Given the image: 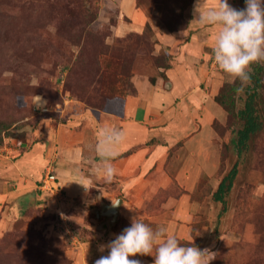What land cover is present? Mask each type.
Returning <instances> with one entry per match:
<instances>
[{
    "label": "rangeland",
    "instance_id": "rangeland-1",
    "mask_svg": "<svg viewBox=\"0 0 264 264\" xmlns=\"http://www.w3.org/2000/svg\"><path fill=\"white\" fill-rule=\"evenodd\" d=\"M187 1L134 0L152 21L148 29L133 31L115 0H0V175L12 192L7 200L17 210L12 217H6L4 207L0 210V264H95L108 254L100 246L129 227L134 217L154 229L165 228L182 244L193 239L199 249L216 254L210 264H264V127L237 156L231 140L240 121L212 99L220 110L215 106L219 113L203 131L202 141L198 137L200 146L185 147L194 129L203 126L198 118L180 140L168 133L150 140L152 152L159 147L165 152L161 167L156 160L150 170L141 173L140 166L128 175L130 170L115 162L136 146L120 148L111 160L115 172L109 181L96 150L99 123L112 126L106 130L120 126L116 118L139 82H157L155 87L171 93L157 66L171 65L172 59L157 48V34H172L161 22L165 13L182 9V19L171 22L187 25L173 31V37L177 45L188 40L193 30H188L191 5L183 6ZM228 3L245 7V0ZM256 64L264 69V62ZM214 67L222 75L220 87H237V110L244 98L240 81L232 82ZM208 70L203 77H209ZM197 83L193 89L204 93V83ZM183 94L189 93L175 95ZM36 97L46 104L38 108ZM175 101L164 107L160 100V113H170ZM186 111L176 107L178 127L189 121ZM57 127L68 130L66 139L71 135L66 146L71 144L74 151L65 156L54 145L51 133ZM233 165L236 175L224 205L214 202L211 193ZM49 171L57 190L42 192L38 185ZM119 198L115 220L106 222L103 207ZM133 259L153 264L150 256Z\"/></svg>",
    "mask_w": 264,
    "mask_h": 264
},
{
    "label": "crops",
    "instance_id": "crops-1",
    "mask_svg": "<svg viewBox=\"0 0 264 264\" xmlns=\"http://www.w3.org/2000/svg\"><path fill=\"white\" fill-rule=\"evenodd\" d=\"M210 1V7H205ZM115 5L118 7L120 15L129 20V25H127L128 30L139 31L145 24L151 25L152 19H147V17H145L143 12L134 4V0H115ZM215 6V0H193L190 8L191 19L188 25V30L196 31L197 28L200 27H204V29L202 30L200 28V31L197 32L192 31L188 40L182 44L177 45V43L174 42L173 32L172 34L170 33L167 35L157 34L159 42V44H157V48H161L164 52L171 55L172 60L170 67L167 70H160L159 72H163V76L167 80L165 84L169 86L171 93L173 94H169V92L162 90L160 85L159 87H155L157 82H155V85L154 83L147 84L139 82L136 87V94L134 96H128L125 99L122 116L118 119L116 118V122H118L120 126L115 127L117 131L123 134V141L116 147L115 150L118 151L120 148L125 150L131 146H136V149L126 157L116 161L115 164L124 166L125 171L130 170L128 171V175H132L133 171L140 166L141 173L150 170L156 160L159 163L157 165L160 167L163 162H165L166 155L164 150L159 147L154 149L152 152V149H149L147 146L151 139L168 133L167 135H171V137L174 136L180 140L181 137L185 136L186 131L194 124V119L198 118V120L203 123V126L201 125L200 127L201 130L198 131V129L195 128L193 134L194 137L185 142V147L193 145L198 147V144L199 146L201 145L202 135L206 134L203 131L210 129L208 127V123L211 122L215 113H219V111L215 109L216 105L214 106V103L212 102L214 94L222 83V75L220 72H216L217 69L214 65L217 64L213 58L215 37L219 29L215 25L201 23L198 19V17L202 16L209 9L214 8ZM121 28L123 27L121 26ZM207 68L210 70H208L207 73L209 77H203L201 73ZM198 81L200 84L204 83V93H199L193 89L195 85H198ZM181 90L189 94L176 96V92ZM176 99H178V101H175ZM160 100L165 101L166 106L164 107L172 105L175 101L174 107L171 108L170 113H167L166 115L160 113L159 107L161 106L158 107ZM185 101L189 106L185 103ZM186 106L188 107L186 108ZM176 107L180 108V110L184 108V111L186 109L187 111L185 114L189 118V121H181L185 124H182L180 127H178L177 124H174L175 120L173 117L176 113ZM153 123H157V125L152 126ZM99 125V134H96L99 142L96 150L102 152L105 148L104 140L101 134L102 130H106V128H111L112 126L108 122H100ZM55 131L51 134L55 139L54 145H56L59 152L64 156L68 153H72L74 151V147H72L71 144L66 146V141L71 139V135L70 137H67V139L65 138L68 130L57 127V130ZM199 136V140H201L200 142L198 140ZM75 138L76 137L74 136V139ZM93 146L95 147L96 144ZM75 152L80 154L81 148H77ZM63 162L65 163V161ZM72 165L74 166V164L70 162L67 163L68 167H71ZM182 169L183 168H180L179 171H182ZM99 176L102 177L101 175ZM133 180L134 179L131 178V184H133ZM166 180L167 182L169 181V179L164 176L162 178L163 184L166 183ZM7 186L8 185L5 186V183L0 175V210L4 207L5 212L7 213L6 217H12L17 210L15 206L16 204L13 205L12 200H7L10 193H12L8 192ZM120 200L122 201V199ZM138 200L139 199L135 202L136 205L139 204ZM141 264L148 263L141 262Z\"/></svg>",
    "mask_w": 264,
    "mask_h": 264
},
{
    "label": "clouds",
    "instance_id": "clouds-1",
    "mask_svg": "<svg viewBox=\"0 0 264 264\" xmlns=\"http://www.w3.org/2000/svg\"><path fill=\"white\" fill-rule=\"evenodd\" d=\"M215 7L198 17L201 23L215 25L219 31L215 37L213 58L220 70L232 82L239 80L244 86L251 83L252 65L264 62V0H245L243 9L234 8L228 0H215ZM46 101L36 97L40 108ZM105 148L101 159L106 165V178L114 176L111 160L117 156L116 147L123 141V134L115 129L102 130ZM119 201L113 204L117 206ZM107 249L95 264H141L137 256H150L153 264H210L216 254L191 244H182L176 236L163 227L152 228L137 217L111 242L101 245Z\"/></svg>",
    "mask_w": 264,
    "mask_h": 264
},
{
    "label": "trees",
    "instance_id": "trees-1",
    "mask_svg": "<svg viewBox=\"0 0 264 264\" xmlns=\"http://www.w3.org/2000/svg\"><path fill=\"white\" fill-rule=\"evenodd\" d=\"M244 3V0H241ZM192 0H188L183 6L191 5ZM182 9L177 13L167 12L165 13V19L161 22L165 31L173 32L181 28L186 27V23L182 22L181 25L172 23L174 20H181ZM172 19V20H171ZM145 29H148V25H144ZM166 55L164 54V59ZM156 59V57H154ZM163 60V59H162ZM170 67L169 64H162L157 68L167 70ZM153 83V79L150 81ZM237 87L229 84H223L213 97V101L216 105L225 111L226 114L234 115L239 121L240 126L235 130V136L231 140V144L235 149L236 155H240L245 151L247 142L251 137L257 135L264 127L263 114H264V96L261 92L264 90V69L257 64L252 65L251 83L243 88V103L237 110L234 106V95ZM214 124V123H213ZM212 124V127H213ZM4 129L7 125H3ZM236 175V166L233 165L230 170L224 175L216 186V189L211 193V198L214 202L224 205V197L231 188L232 181Z\"/></svg>",
    "mask_w": 264,
    "mask_h": 264
},
{
    "label": "built area",
    "instance_id": "built-area-1",
    "mask_svg": "<svg viewBox=\"0 0 264 264\" xmlns=\"http://www.w3.org/2000/svg\"><path fill=\"white\" fill-rule=\"evenodd\" d=\"M57 182H56V179L53 175L52 172H47L43 179L40 181V184L38 185V189L42 192L44 191H48V192H51V191H56L57 190ZM59 218L61 219L60 217V213L58 212L57 213ZM66 233L68 234V230H66ZM70 235V234H69Z\"/></svg>",
    "mask_w": 264,
    "mask_h": 264
},
{
    "label": "water",
    "instance_id": "water-1",
    "mask_svg": "<svg viewBox=\"0 0 264 264\" xmlns=\"http://www.w3.org/2000/svg\"><path fill=\"white\" fill-rule=\"evenodd\" d=\"M117 201H119V204L113 207V204H115ZM113 204L103 207L105 208L103 213H104V218L106 222H112L115 220L118 214V207L120 206V199H117Z\"/></svg>",
    "mask_w": 264,
    "mask_h": 264
}]
</instances>
